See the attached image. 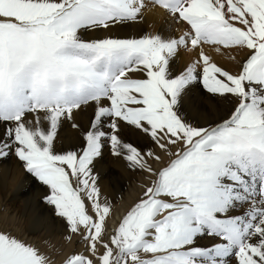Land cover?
I'll return each mask as SVG.
<instances>
[{
  "label": "snow or ice",
  "instance_id": "6c2138e0",
  "mask_svg": "<svg viewBox=\"0 0 264 264\" xmlns=\"http://www.w3.org/2000/svg\"><path fill=\"white\" fill-rule=\"evenodd\" d=\"M13 157L73 245L62 264H264V0H0ZM109 158L142 177L115 224ZM0 264L53 261L3 228Z\"/></svg>",
  "mask_w": 264,
  "mask_h": 264
},
{
  "label": "bare ground",
  "instance_id": "6f19581e",
  "mask_svg": "<svg viewBox=\"0 0 264 264\" xmlns=\"http://www.w3.org/2000/svg\"><path fill=\"white\" fill-rule=\"evenodd\" d=\"M150 25L156 28L159 27L158 16L149 15L146 17V22L142 25L143 29L145 31L152 30V28L149 27ZM136 30L135 27L127 28L125 32L131 35L136 32ZM184 62L185 61L180 60L181 64ZM9 162L11 161H1L3 165ZM115 171H117V169L107 168L104 177L115 174ZM124 172V170L118 171L120 174H124ZM135 175L134 173L129 179L125 177L124 181L114 185H112L113 180H109L111 181L109 184L111 185L110 189H107V184H102L103 194L107 196L113 204L112 219L109 221L110 224L118 223L119 217L136 201L135 196L142 190L140 185L132 180ZM137 181L141 183L142 177L139 176ZM123 193H126V196H121ZM3 197L4 196H0V201ZM119 197L121 199L113 203ZM49 213L50 210L46 205L41 203V200H39L38 203L34 201L31 207L27 208L24 206L22 210L17 211L14 217H10L5 213L0 214V229L7 228L15 235L39 243L42 250L51 257L53 264H61L64 257L72 250L73 245L63 239V234L60 231L58 223L53 221ZM6 219L7 222H5ZM56 233L59 234L56 235ZM46 238H48L47 242ZM49 243L52 246H49Z\"/></svg>",
  "mask_w": 264,
  "mask_h": 264
},
{
  "label": "rangeland",
  "instance_id": "374dc122",
  "mask_svg": "<svg viewBox=\"0 0 264 264\" xmlns=\"http://www.w3.org/2000/svg\"><path fill=\"white\" fill-rule=\"evenodd\" d=\"M189 56V53L182 52L180 60L186 61ZM73 132L74 130L69 128L65 130L64 135L71 138ZM10 161L11 162L7 163L6 165H3L0 161V196H4L0 201V214L5 213L10 217H14L17 214V211L22 210L24 206L29 208L31 207V205H33L34 201L38 203L41 199L39 188L30 183L29 179L26 177L24 170L18 164L16 159L13 157ZM107 168L117 169V171H115V174L103 178L102 184H107V189L111 188V185H109L111 181L109 180L112 179V185H114L124 181L125 177L129 179L134 174L124 166V162L122 160L117 161L109 158L105 165V171ZM120 170H124V174L118 173V171ZM138 178L139 175L136 174L134 178H132V180L140 185L142 181L141 183L138 182ZM141 192L142 190H140V192L135 196L136 199L141 194ZM121 196H126V193H123ZM120 199L121 198L119 197L113 203L119 201ZM41 203H43L42 200ZM58 234L59 233H56V235Z\"/></svg>",
  "mask_w": 264,
  "mask_h": 264
}]
</instances>
